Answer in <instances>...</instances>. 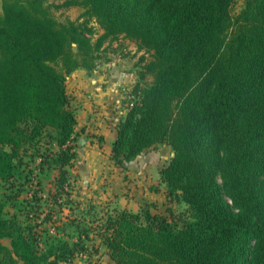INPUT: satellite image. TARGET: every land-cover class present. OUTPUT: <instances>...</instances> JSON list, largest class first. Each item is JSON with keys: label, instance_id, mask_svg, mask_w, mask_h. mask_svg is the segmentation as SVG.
<instances>
[{"label": "trees", "instance_id": "16d2710c", "mask_svg": "<svg viewBox=\"0 0 264 264\" xmlns=\"http://www.w3.org/2000/svg\"><path fill=\"white\" fill-rule=\"evenodd\" d=\"M235 1L64 0L55 7L84 10L65 22L46 0L0 1V264L69 263L92 234L114 264H264V0L233 13ZM92 20L103 30L95 39ZM120 37L151 60L139 59L110 159L123 167L168 146L160 182L189 220L87 204L76 240L42 237L5 215L21 193L16 171L39 158L66 195L58 212L72 209L78 134L67 79L96 70Z\"/></svg>", "mask_w": 264, "mask_h": 264}, {"label": "crops", "instance_id": "0c3cea01", "mask_svg": "<svg viewBox=\"0 0 264 264\" xmlns=\"http://www.w3.org/2000/svg\"><path fill=\"white\" fill-rule=\"evenodd\" d=\"M125 58L127 54L117 52L102 59L93 72L77 70L67 79V94L77 120L76 133L80 135L75 140L76 159L70 176L72 182H76L75 196L81 198L82 208L92 204L96 208L101 205L106 209L137 212L142 205L154 201L155 193H150L148 188L156 180L162 188L155 194L158 198L167 190L160 182V171L168 161L162 162L159 153L150 152L156 145L123 167L115 166L110 159L116 126L127 111V97L137 82L134 72L137 65L128 68ZM97 133L104 137V152H94L96 143L90 136ZM171 154L172 151L170 158ZM105 159L107 169L101 163ZM104 180L110 183L102 184Z\"/></svg>", "mask_w": 264, "mask_h": 264}, {"label": "rangeland", "instance_id": "374dc122", "mask_svg": "<svg viewBox=\"0 0 264 264\" xmlns=\"http://www.w3.org/2000/svg\"><path fill=\"white\" fill-rule=\"evenodd\" d=\"M63 1L64 0H46L48 4L53 6L51 8L53 16L60 22L78 20L83 21L81 15L84 10L82 8L71 7L67 9H58L55 7L59 6ZM244 1L245 0L235 1V4L232 8L233 13H236L241 9ZM88 27L91 28L94 33L93 39L103 34V30L93 20L89 21ZM104 47H106V52L103 55L104 58L116 55L117 52L120 55L122 53L127 54V58L125 59L128 68L131 69L133 68L132 66L134 64H139V59L141 58V56H144L147 61L151 60L150 53L138 52L136 43L129 41L123 37H120L113 42H106ZM135 67L136 66H134V68ZM134 72L135 74L137 73L136 68ZM147 80L150 81L151 78H148ZM79 136L80 135L78 134L74 140H77ZM90 137L96 143L94 152L100 153L106 150L102 146V141L104 140L103 136L97 133L92 134V136ZM44 140H48V138H45ZM150 152L159 153V155L161 156V161L167 162L170 159L171 149L166 145H156V147L151 149ZM25 161L28 163V167L31 171L26 172L25 169L21 172L20 170L22 168L16 171V186L13 188V192L17 193L21 191V193L18 195L15 206H12L13 204H8L5 207L6 217L10 218L12 215H14L19 218L24 226L27 224H31V226H34V230L39 232L42 237H44L48 232L52 236H60L61 238L69 242L76 240L78 236V230L74 227L73 222H76L78 220L77 218L79 217V211L81 210L82 206L81 198H77L75 196V192L78 191L76 188V182H72L73 191L70 194L71 196L68 197L69 200L72 201V209L69 210L68 207L65 208L63 211V215H61L58 211L60 210V207L64 202L63 197H66V195H59L57 193V189L55 187L56 171L49 168L46 164L41 165V161L37 157L32 161H29V159L25 157ZM101 163L103 164L104 168L107 169L106 159ZM155 170L153 174H155ZM74 174L72 176H74ZM108 183L105 180L102 181V184L107 185ZM19 185L20 187H18ZM159 187L160 185L156 180L148 188V191H150V193L153 192L157 194L162 190V188ZM155 194L153 195L154 201H151L152 203H150L149 205H142L140 208L144 206L147 207L152 213L163 214L167 217L171 216L172 222L175 223V225L178 227L182 226L183 222L189 220L187 206L183 202L178 200V198L169 195L167 190L160 198H158V196H156ZM98 207V209L102 211L106 209V207H103L101 205H99ZM111 207L113 206L111 205L110 208ZM48 214L52 218V223L43 221ZM65 216L68 217L65 218ZM91 236L93 239L89 242H85L87 246L85 252L81 253L71 262L61 264H114L106 255V251L104 247L101 246L99 239L94 234H92ZM2 243L8 245L9 241L7 239H4L2 240Z\"/></svg>", "mask_w": 264, "mask_h": 264}, {"label": "water", "instance_id": "95a60500", "mask_svg": "<svg viewBox=\"0 0 264 264\" xmlns=\"http://www.w3.org/2000/svg\"><path fill=\"white\" fill-rule=\"evenodd\" d=\"M171 156L173 157L174 156V153L172 152Z\"/></svg>", "mask_w": 264, "mask_h": 264}, {"label": "built area", "instance_id": "2783aa9c", "mask_svg": "<svg viewBox=\"0 0 264 264\" xmlns=\"http://www.w3.org/2000/svg\"><path fill=\"white\" fill-rule=\"evenodd\" d=\"M129 105H131V104H129Z\"/></svg>", "mask_w": 264, "mask_h": 264}]
</instances>
